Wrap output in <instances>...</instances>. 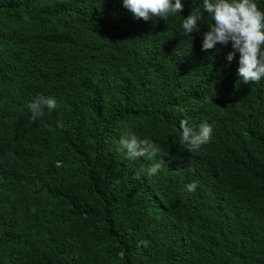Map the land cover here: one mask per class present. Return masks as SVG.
<instances>
[{"label": "trees", "instance_id": "obj_1", "mask_svg": "<svg viewBox=\"0 0 264 264\" xmlns=\"http://www.w3.org/2000/svg\"><path fill=\"white\" fill-rule=\"evenodd\" d=\"M182 16L0 0V264H264V80L240 82L230 44L201 49L209 18L191 41ZM41 94L60 107L32 121ZM184 119L212 126L198 152ZM127 133L159 154L127 159Z\"/></svg>", "mask_w": 264, "mask_h": 264}, {"label": "clouds", "instance_id": "obj_2", "mask_svg": "<svg viewBox=\"0 0 264 264\" xmlns=\"http://www.w3.org/2000/svg\"><path fill=\"white\" fill-rule=\"evenodd\" d=\"M122 6L134 19L144 21L156 17L165 21L168 17L182 16L184 8L183 0H122ZM206 16L211 22L203 34L201 49L207 51L218 44L225 47L230 44L231 51L227 53L226 60L230 63L238 54L237 74L240 82L249 84L264 80V8L258 6L257 0H200V4L187 16H182L183 35L191 37V33L198 32ZM27 107L31 120L37 121L45 114V109L51 113L60 105L55 96L41 94ZM57 124L63 126L59 121ZM179 128L180 143L189 153L198 152L209 141L213 131L207 122L194 128L186 119L179 122ZM118 151L129 160H137L145 156L153 159L160 149L150 137L139 138L134 133H127L121 137ZM160 167V163H152L140 171L152 176L158 173ZM196 187L193 182L186 185V190L193 192ZM141 243L147 244L146 241Z\"/></svg>", "mask_w": 264, "mask_h": 264}]
</instances>
